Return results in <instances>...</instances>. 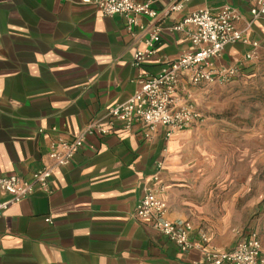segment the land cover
Returning <instances> with one entry per match:
<instances>
[{"label": "crops", "instance_id": "crops-1", "mask_svg": "<svg viewBox=\"0 0 264 264\" xmlns=\"http://www.w3.org/2000/svg\"><path fill=\"white\" fill-rule=\"evenodd\" d=\"M138 1L150 2L159 16H141L129 29L124 16H106L92 1L0 0V175L29 177L51 165L52 141L73 138L92 118L137 91L143 70L156 74L189 49L186 31L172 29L187 14L233 6L240 13L237 27L264 42V19L249 26L254 0ZM180 1L184 7L170 11ZM156 27L162 40L137 67L134 54L147 48ZM251 48L241 42L227 45L216 63L238 65L241 72ZM182 84L183 95L194 94L186 77ZM111 128L107 135H88L74 159L54 169L49 191L37 190L9 205L0 217V264H193L198 259V252L182 251L135 215L164 160L167 217L188 220L171 200L169 183L172 152L189 128L169 139L161 126L146 139L141 122L131 129L115 122ZM11 197L0 188V202ZM208 234L222 250L233 248L240 237L229 243Z\"/></svg>", "mask_w": 264, "mask_h": 264}, {"label": "built area", "instance_id": "built-area-1", "mask_svg": "<svg viewBox=\"0 0 264 264\" xmlns=\"http://www.w3.org/2000/svg\"><path fill=\"white\" fill-rule=\"evenodd\" d=\"M92 1L106 16L120 15L128 21V28L138 24L141 16L155 19L159 12L150 2L138 0H82ZM188 1V0H186ZM184 2L174 3L170 11H178ZM253 19H264V0H254L251 9ZM238 9L225 5L218 12L201 8L187 14L172 26L173 30L186 31L191 42L189 49L176 59L166 61L160 71L150 74L142 71L137 81L140 85L127 100L109 107L106 112L92 118L85 128L73 138L59 137L52 141L49 157L52 164L24 176L17 173L0 175V188L11 194V199L0 202V217L11 203L20 202L37 190L49 191L50 180L56 167L68 165L84 145L88 135H107L112 125L120 122L126 129L141 122L144 137H153L158 127H164L166 137L171 138L176 131H182L198 122L202 114L198 110L191 92L184 91L182 79L186 77L192 87L204 84L227 83L237 77L238 65H217L226 46L235 43L250 44L245 52V60H252L264 42L251 40L247 29H239ZM162 40L160 27H156L147 41V48L135 52L133 61L142 67L156 52V44ZM153 179L146 185L139 201L136 217L157 230L168 241L175 243L184 252L196 251L198 259L193 264H264V245L257 231L240 233L236 245L231 249H218L211 243L208 232L198 229L188 220L176 221L167 217L168 202L163 196L161 172L164 160L158 162ZM47 221H51L48 217Z\"/></svg>", "mask_w": 264, "mask_h": 264}, {"label": "rangeland", "instance_id": "rangeland-1", "mask_svg": "<svg viewBox=\"0 0 264 264\" xmlns=\"http://www.w3.org/2000/svg\"><path fill=\"white\" fill-rule=\"evenodd\" d=\"M227 83L195 87L201 119L172 152L171 200L200 230L264 240V49Z\"/></svg>", "mask_w": 264, "mask_h": 264}]
</instances>
